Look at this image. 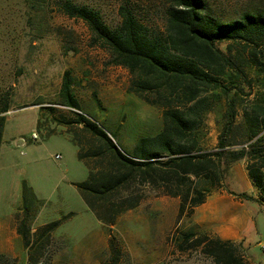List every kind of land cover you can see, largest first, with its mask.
Returning <instances> with one entry per match:
<instances>
[{
    "label": "rangeland",
    "instance_id": "obj_1",
    "mask_svg": "<svg viewBox=\"0 0 264 264\" xmlns=\"http://www.w3.org/2000/svg\"><path fill=\"white\" fill-rule=\"evenodd\" d=\"M61 1L0 0V245L6 229L13 222L16 227L15 236L12 229L7 236L14 255L0 254V264H26L17 233L23 221L33 235L40 227L56 226L30 264H114L113 256L116 264H215L193 241L216 237L193 226L189 216L179 220V199L138 177L122 192L139 200L138 205L111 228L96 221L83 201L76 185L89 173L78 158L75 129L48 119L72 117L59 96L64 72L73 80L80 114L128 153L140 137L160 130L162 111L128 92L127 71L111 64L109 53L94 44L86 24L61 10ZM72 1L97 9L111 27L120 21L118 8L126 5L152 31H164L168 0ZM205 1L207 12L223 21L238 19L245 11H264V0ZM217 45L225 50L227 42ZM223 110L221 101L204 118L200 145L205 149L217 144ZM241 122L238 114L236 123ZM241 172L246 173V167L235 174ZM225 179L223 188L228 190ZM248 200L257 228L234 243L245 264H264V194L257 190ZM189 232L194 238L180 251L177 240ZM110 236L114 255L107 242Z\"/></svg>",
    "mask_w": 264,
    "mask_h": 264
},
{
    "label": "trees",
    "instance_id": "obj_2",
    "mask_svg": "<svg viewBox=\"0 0 264 264\" xmlns=\"http://www.w3.org/2000/svg\"><path fill=\"white\" fill-rule=\"evenodd\" d=\"M60 8L83 21L94 44L109 53L111 64L127 71L128 92L162 111L160 130L140 137L128 153L80 114L72 79L64 72L59 96L72 117L61 116L59 122L75 129L78 158L89 173L76 187L96 221L111 228L138 205L139 200L122 196L136 177L179 199V220L190 216L212 192L225 190L226 174L237 162L245 163L248 178L264 194V11H245L238 19L223 21L207 12L205 0H168L164 31L156 33L126 5L118 8L115 27L86 4L62 0ZM218 42H227L226 49ZM221 101L217 144L205 149L200 145L204 118ZM25 222L17 233L30 264L56 226L40 227L33 235ZM193 238L191 232L183 234L177 240L179 250ZM193 244L202 246L215 264H245L234 242L201 236ZM108 245L116 254L112 236ZM112 259L116 264L117 258Z\"/></svg>",
    "mask_w": 264,
    "mask_h": 264
},
{
    "label": "crops",
    "instance_id": "obj_3",
    "mask_svg": "<svg viewBox=\"0 0 264 264\" xmlns=\"http://www.w3.org/2000/svg\"><path fill=\"white\" fill-rule=\"evenodd\" d=\"M71 87L73 88V84ZM56 117L57 116L48 115V119L59 121L60 118ZM242 169H245L244 162H237L230 167L226 176L227 191L234 194L244 193L252 197L257 190L248 178L247 172H241L239 175L235 174V171ZM232 187H240V189L234 190ZM250 202L251 201L248 199L244 200L229 195L225 190H216L206 199L205 203L193 210V213L189 216V220L193 226L197 227L203 233L211 234L223 241L239 242L243 240L247 234L252 233L257 228L255 216L251 206H249ZM15 228V222H13L12 225L6 229V233L4 232L5 235L3 239L5 236L6 237L0 245V254L14 255L8 244L10 238H7V236H9L11 232L10 229L13 230L11 234L15 236ZM108 240L109 239H107V242ZM25 252L27 253L26 250ZM27 260L26 254V264Z\"/></svg>",
    "mask_w": 264,
    "mask_h": 264
},
{
    "label": "built area",
    "instance_id": "obj_4",
    "mask_svg": "<svg viewBox=\"0 0 264 264\" xmlns=\"http://www.w3.org/2000/svg\"><path fill=\"white\" fill-rule=\"evenodd\" d=\"M31 138H32L33 140H36V139H37L36 134H35V133H32ZM260 248H261V250H262L263 253H264V244H262V245L260 246Z\"/></svg>",
    "mask_w": 264,
    "mask_h": 264
}]
</instances>
